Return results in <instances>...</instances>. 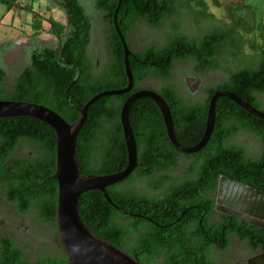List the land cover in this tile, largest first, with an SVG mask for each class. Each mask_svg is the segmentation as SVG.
<instances>
[{"label":"trees","instance_id":"1","mask_svg":"<svg viewBox=\"0 0 264 264\" xmlns=\"http://www.w3.org/2000/svg\"><path fill=\"white\" fill-rule=\"evenodd\" d=\"M46 1L54 4L64 15L65 24L49 25L47 33L52 36V43L41 46L37 41V35L42 29L41 22L31 20L32 33L27 46L28 64L13 77L8 89L4 88V71L0 59V100L38 103L57 113L65 122L72 123L79 116L78 109L90 97L98 92L114 90L125 85L124 75L120 78L115 76L117 68L123 66L121 44L114 28L111 27L106 33L108 68L101 76H90L87 48L91 38L92 22L85 11L83 0ZM175 1L94 0V9L101 13L105 23L111 25L114 17L119 33L125 37L133 30V25L136 23L144 22L149 26L159 27L164 16L172 14ZM0 3L11 5L7 0H0ZM232 31L234 29L205 33L199 39H188L177 34L160 48L146 49L137 53L132 51L128 58L130 73L134 79H137L135 64L141 60L157 59L158 66L156 68L144 66L139 78L151 73L165 81L171 73L173 63L181 64L189 60L197 65V73L202 74L215 68V59L227 44L228 33ZM231 46L236 56H231V61L224 70L226 80L207 91L206 102L215 90H223L234 93L254 107V95L264 96V40L258 48V53L252 57H238L240 43ZM6 47V44H0V56ZM172 52H176V55L173 56ZM168 56L169 59L166 61L165 58ZM37 89L40 94L38 98ZM164 89L165 104L170 108L173 117L177 115L179 129L174 132L176 141L182 146H193L203 132V125L199 127L198 118H204L206 104L201 107L198 117L195 118L196 108L183 109L182 98L175 90L165 84ZM112 99L116 98H100L88 107L85 121L76 138L77 164L86 174L107 173L106 167L101 164L103 142L101 140L104 133H109L107 139L110 142L114 140L122 142L118 107L111 104ZM151 110L155 111L159 120L158 111L150 100L145 98L130 105L128 123L138 152H152L153 148L157 147L170 150L173 154L170 161L155 162L151 167V169L167 168L178 160V153L167 142L162 126L160 125L159 130L152 127ZM240 131L252 134L264 150V122L248 115L226 98L216 99L209 140L199 152L187 156L190 163L189 172L193 174L198 170L199 175L185 177L162 195L178 197L183 191L188 194V191L194 190L196 186L201 188L200 193L188 196L184 201H161L158 197L151 198L137 193L127 195L126 198L131 201L123 198L117 203L108 189H105L110 202L117 207L131 213L156 214L149 217L150 223H148L136 222L133 218L114 213L99 192L88 191L77 199L79 219L88 231L130 256L131 253L127 248L147 247V252L152 257L157 256L164 264H215L207 257V244L196 248L198 240L203 237V234L196 232V228L211 229V234L218 238L216 242L218 248H221V244L225 246L228 234L237 237L240 235L230 229L224 231L222 235L220 227L208 221V213L213 211V202L205 199L204 195L214 191L219 176L264 193V189L260 187L264 182V171L260 167L261 156L247 157L242 147L229 143V139ZM147 134H149L148 138L145 137ZM21 140L38 144L44 150L52 149L51 145L54 143L52 131L37 120L23 117L0 119V188L3 196L6 201L9 199V202L15 204L19 214H25L34 208L41 223L52 222L56 197L55 183L52 182L43 192L38 191L37 182L31 181L32 175L37 174V160L23 164L22 161L12 157L13 150ZM52 156L38 161L43 164L39 169L50 168L51 172ZM91 161L95 165H90ZM210 167H215L212 173ZM40 173L42 174L41 171ZM199 181L201 183H198ZM123 205L126 208L122 207ZM196 206H205L201 216L187 219L181 216L183 211H191ZM46 211L49 215H45ZM199 219L200 223H198ZM188 221L192 223L190 229L186 228ZM152 222L159 226V230L153 227ZM52 229L54 230L53 225ZM57 259L59 258L47 255L43 259L37 258L34 264H59ZM64 261L65 257L62 262ZM0 264H29V262L25 260L21 248L11 239L1 237Z\"/></svg>","mask_w":264,"mask_h":264},{"label":"rangeland","instance_id":"2","mask_svg":"<svg viewBox=\"0 0 264 264\" xmlns=\"http://www.w3.org/2000/svg\"><path fill=\"white\" fill-rule=\"evenodd\" d=\"M7 1L11 5H2L4 8L2 9L3 16L0 14V44L7 45L0 56L1 67L4 71L5 89L10 88L13 77L28 64L27 46L32 33L31 20L41 22L42 29L37 35L38 44L41 46L52 43L53 38L47 33L49 25L65 24L64 15L49 1ZM229 1L231 0H176L172 14L164 16L160 27H152L144 22L136 23L126 37V43L133 51L141 52L147 47L146 45L153 42H157L160 48L177 34L188 39H199L205 33L234 29L228 33L227 44L223 46L220 55L215 59V68L201 75L207 77L206 80L208 79L210 87H214L226 80L224 70L228 67L231 56H236L231 44L240 43L238 57L244 58L257 54L258 48L264 40V27L260 25L261 19H264V12L260 10L264 8V0H246L254 9L255 20L253 23L237 21L233 27L224 25V23L229 22L221 19L226 12L223 6H226ZM83 2L85 11L92 22L91 41L87 51L92 57V63L97 59L98 64L103 65L106 70L109 60L106 33L97 36L96 31L98 24L103 23L101 13L94 9V0H83ZM210 14L214 18H218V23L222 25L214 27L207 25L204 20L201 21V19L208 18ZM187 63L190 62H186L185 65L175 62L171 70L172 77L178 83L179 96L182 98L183 109L185 110L194 107L200 101L193 99L180 82L181 72L191 73V70L187 68ZM197 92L203 93V90L200 89ZM200 96L202 100L205 97ZM254 97V107L264 111V96L255 94ZM236 137L239 140V145L245 150L246 156L258 158L261 144L252 134L240 131ZM51 235L52 232L50 233L48 225L43 226L37 221L34 208L25 214H19L15 207L5 200L2 188H0V237L7 236L12 239L15 245L24 252L25 260L29 264H34L37 258H45L46 254L59 258L56 260L58 263L63 261V254L51 241Z\"/></svg>","mask_w":264,"mask_h":264},{"label":"water","instance_id":"3","mask_svg":"<svg viewBox=\"0 0 264 264\" xmlns=\"http://www.w3.org/2000/svg\"><path fill=\"white\" fill-rule=\"evenodd\" d=\"M112 24L121 44L126 85L122 89L104 90L90 97L78 109L79 116L74 122L68 124L57 113L42 105L17 100H0V119L29 118L44 123L53 132L55 160L54 171L50 176L56 183L53 225L58 249L65 257V261L59 264H140L135 256L127 255L88 231L77 214V199L88 191L99 192L105 202L116 209L110 202L105 188L125 179L135 165V141L128 123L129 106L134 100L146 98L153 102L161 116L169 144L175 151L185 155L199 152L209 140L213 127L214 104L218 98H226L248 115L264 122L263 111L252 107L246 100L238 98L232 92L215 90L207 101L201 137L193 146H182L175 139L171 116L165 102L151 90L137 91L124 100L118 113L126 153L124 169L107 175L81 174L76 160L75 141L85 121L88 107L100 98L126 93L132 83L127 64L129 51L116 27L114 17ZM260 167L264 171V150ZM215 210L264 230V194L224 176H219L217 180Z\"/></svg>","mask_w":264,"mask_h":264},{"label":"flooded vegetation","instance_id":"4","mask_svg":"<svg viewBox=\"0 0 264 264\" xmlns=\"http://www.w3.org/2000/svg\"><path fill=\"white\" fill-rule=\"evenodd\" d=\"M111 27L113 28V24L110 25V24L105 23V22H103L102 24L99 23L97 26V30H96L97 36H102V34L107 33V31ZM156 28H158V27H156ZM129 33L127 34V36L129 35ZM127 36H125V37L121 36V37L124 39L125 44H126V48L129 51V54L127 55V64H128V58L131 56L133 50L130 49V47L126 43V37ZM90 41H91V38H90ZM146 46L147 47L145 49H143L142 51H144L146 49L159 48L157 42H153L152 44L146 45ZM134 52L137 53L140 51H134ZM172 55L175 56L176 52H172ZM87 56H88V66H89L88 73H89V75L92 77L103 75L105 72V68L103 67V65L100 66L98 64L97 59L95 60V62L92 63V61H91L92 57L89 55L88 51H87ZM168 59H169V56L167 58H165L166 61ZM186 62H190L189 64L187 63L188 64L187 68H189L191 70V73L181 72L180 82L184 86V89L186 90V92L193 99H197V100L199 99L200 100V101H198L199 102L198 104H196L194 107H192V108L197 109V115L195 114V118H197L198 112H200L201 107L204 104H206V106H207V102H206L207 91L213 87L209 86V81H208V79L206 80L207 77L205 78V77L201 76L203 73L207 72L208 70L204 71L202 74L197 73V69H198L197 65L194 62H192L191 60L186 61ZM186 62H184L182 64L185 65ZM158 64L159 63H158L157 59L154 61L141 60V61H138L137 64H135V66H136L135 69L137 70L135 72V76H137V79L136 78L134 79L130 73L131 80H132L130 89L126 93H124L120 96H110V97L116 98V99H112L111 104L115 107H118V113H119L120 106L124 102V100L128 96L132 95L133 93H135L137 91L151 90L154 93H156L165 102V94H166L164 92L165 91L164 84H165V85H168L171 88H173L175 90V92L177 93V95H179V91H178V87H177L178 83L172 77L171 73L168 76L167 80H165V81L159 79L157 76H155L154 74H151V73L149 75H147L146 77L139 78V75L142 72L141 70L144 66H147L150 68H156V66H158ZM129 71H130V69H129ZM122 75H124L123 66L117 68V72H116L115 76H118L120 78ZM124 77H125V75H124ZM125 85H126V83H125ZM125 85H123L119 88H116L114 90L122 89L125 87ZM191 86H192V88H191ZM200 89L203 90V93L197 92ZM194 95H197V96H194ZM200 95L205 96L203 98V100L200 99V97H201ZM39 96H40V94L38 93V89H37V98ZM144 99L145 98H140V99L134 100L133 103H131L130 105L135 104V103L142 101ZM38 105H40V104H38ZM168 109H169V113H170V108L168 107ZM157 111H158V109H157ZM205 112H206V108H205ZM158 114H159V111H158ZM170 116H171V123H172V128H173V133H174L175 131H178V129H179V126L177 125L178 124V121L176 118L177 115H174V117H173L170 113ZM150 117L152 118V120H150V121H152V127H154L156 130H159L160 125H161L163 130H164V126H163L160 114H159V120H158L156 115H155V111L151 110ZM198 119H199V127L201 125H203V129H204L205 115H204L203 119H200V118H198ZM37 122H40V121H37ZM40 123H42V122H40ZM118 123H119V120H118ZM42 124H44V123H42ZM68 124H71V123H68ZM45 126H47V125H45ZM119 128H120V125H119ZM164 134H165V131H164ZM107 135H109L108 132L104 133V136L101 140V141H103L101 143V153H102L101 164L106 167V172H107L106 174H103V175L112 174V173L121 171L122 169H124L125 164H126V153H125V147L123 144V140L121 143L116 142L115 140L110 142L109 139H107L108 138ZM121 137H122V135H121ZM145 137L148 138L149 134H147ZM165 137H166V135H165ZM53 139H54V135H53ZM167 142H168V140H167ZM229 143L232 145H236V146L241 147L239 145L240 144L239 140L237 139L236 136L231 137L229 139ZM51 146H52V149L49 148V150H44L38 144L35 145V144L27 143V142H24L21 140L18 142V144L16 145L15 149L12 152V157L17 159L18 161H22L23 164H29L31 161L37 160V174L32 175L31 181H33L34 183L37 182V189L39 192H43L46 188L49 187V185L52 182L55 183L54 180L50 179V176L53 174V171H54V160H55V145H54V143ZM135 149H136L135 165L132 168V170L130 171V173L128 174V176L125 179H123L122 181H120L119 183H116L112 186L105 188V189H108V191L113 196V199L117 203H120V201L123 198L126 199L127 201H131L129 198H126L127 195H132V194H137V193L146 195V196L151 197V198L158 197V199L160 198L161 201H163V200L164 201H168V200L184 201L187 199L188 196L196 195L198 192L200 193L201 188L199 189L196 186L194 190H189L188 194L184 193V191L182 190L183 192L178 197L169 196V195L168 196L162 195L165 193V191L170 189V187L176 186L185 177L190 178V177L199 175L198 170L196 172H194L193 174L191 172H189L190 171V168H189L190 163L188 162L189 161V159L187 158L188 155L181 154V153L176 151L178 153V160L174 164H172L170 167L151 169V167L153 166V163H155V162H168V161H170L172 156H173V154L170 152V150H168L167 148H164V147H157V148H153L152 152H149V151L138 152L136 145H135ZM52 153H53V156H52ZM244 153L246 155L245 150H244ZM262 153H263V149L260 150L259 156H261ZM47 156L48 157L52 156V158H53V161L51 164L52 165L51 172H50V168L49 169L43 168V170L39 169V168H41V166L43 164L39 163L38 161L44 160V158H46ZM247 157H249V156H247ZM90 165L93 166V165H95V163L93 161H91ZM45 167H47V165ZM48 167H50V164L48 165ZM214 169H215V167H213V168L210 167L211 173H212V171H214ZM205 170H207V169H205ZM40 171L42 172V174L40 173ZM80 173L86 174V173L82 172L81 170H80ZM206 173H207V171H206ZM198 183H201V182L199 181ZM216 186H217V182H216L214 191L213 192L210 191L209 193L204 195L205 199H207L209 202H211V201L213 202V204H212L213 205V211H210L208 213V221L212 225H218L220 227V234L223 235L224 231L230 229V230L236 232V234L240 235V237H237L234 234H228L226 236L225 246L223 247L221 244V248H218L217 247L218 245H216L218 238L216 235L211 234L212 230L211 229L210 230L209 229L203 230L202 227H198V228H196V232L198 234H203V237H202V239L198 240V243L196 244V248H201L204 244H207V257L215 264H264V230H262L261 228L255 227L253 225H250L248 223H245L243 221L236 220L234 218L226 216L225 214H223L221 212L216 211L215 210ZM260 187H261V189H264V182L260 184ZM261 193H263V192H261ZM55 196H56V183H55ZM55 201H56V197H55ZM7 202L10 205L15 207V204L12 202H9V199H7ZM115 207L119 211L112 207L114 213H116L120 216H127L130 218H133L136 220V222L137 221H145V222L150 223L149 217L156 215V214H152V213L148 214L146 212L145 213H140V212L131 213V212L124 210V208H120L117 206H115ZM122 207L126 208L125 205H123ZM204 207L196 206L191 211H188V212L183 211L181 213V216L184 219L196 218L197 216H201V213L204 211V209H203ZM54 208H55V206H54ZM120 211H122V212H120ZM44 213H45V215H49L48 211H46ZM37 221L43 226L48 225L50 233L52 232L51 241L58 248L57 243H55V240H56L55 228H54V230L52 229L53 219H52V222L41 223V221L38 218V212H37ZM198 223H200V219L198 220ZM152 225L155 229L159 230V226H157L156 223H153ZM191 227H192V223L188 221L186 223V228L190 229ZM1 237H7V236H1ZM127 250H128V252L131 253V256H135L137 258V260L140 264H142V262H143V264H164L157 256L152 257L147 252V247L144 249L143 248L136 249V248L129 247V248H127ZM47 255L50 256V254H46V256ZM41 259H43V258H41Z\"/></svg>","mask_w":264,"mask_h":264},{"label":"crops","instance_id":"5","mask_svg":"<svg viewBox=\"0 0 264 264\" xmlns=\"http://www.w3.org/2000/svg\"><path fill=\"white\" fill-rule=\"evenodd\" d=\"M44 2L46 3V1ZM2 5L3 4L0 3V14H2L1 16H3L2 9H4ZM223 8L226 10V12L224 13L221 19L223 21L229 22L227 24L224 23V25L226 26L233 27L236 25L235 22L237 21H249L253 23V21L255 20V15L253 12L254 9L251 5L247 3L246 0H231L228 2V4H226V6H223ZM260 10L261 12H264V8H261ZM202 20L206 21L205 23L210 26L218 27L222 25L218 23L219 19L214 18L212 14H210L208 18L201 19V21ZM261 21L262 22L260 23V25L264 27V19H261Z\"/></svg>","mask_w":264,"mask_h":264}]
</instances>
